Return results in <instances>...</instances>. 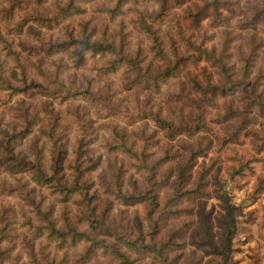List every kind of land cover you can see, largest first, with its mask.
<instances>
[{
	"label": "rangeland",
	"instance_id": "374dc122",
	"mask_svg": "<svg viewBox=\"0 0 264 264\" xmlns=\"http://www.w3.org/2000/svg\"><path fill=\"white\" fill-rule=\"evenodd\" d=\"M67 1L0 0V74L17 86H24L16 79L22 77L11 68L12 58L3 50L1 38L11 40L15 48H20L19 44H38L39 30L30 32L29 26H39L35 21H25L26 16L36 14L33 12L50 14L58 4ZM77 1L85 9L69 19L70 28L77 34L92 30L97 39L108 35L123 53L140 59L145 71L154 75L162 68L163 62L151 49L149 35L135 21L140 11L146 15L159 12L161 0H123L124 13L113 17L99 8L103 4L115 6L114 0ZM20 24L21 31L17 29ZM151 24L167 55L174 60L183 57L176 76L159 89L145 88L140 86V79L131 83L135 72L125 73L121 69L118 75L107 76L93 71L92 65L101 62L89 56L80 68L67 67L61 75L68 83L76 73L81 85L89 83L95 90L97 102L81 98L61 101L45 96L40 88H29L8 99L0 88V144L5 139L4 127L8 128L11 122L21 125L26 110L29 115L37 111L41 124L48 117V110L60 109L58 130L63 135L58 134L59 142H70L76 149L78 144L73 138L77 136L85 143L82 152L96 163L95 171L84 176L92 180L90 192L97 196L95 201L112 198L96 187L101 186L99 181L112 185L115 174L124 178L126 192L132 194L130 182L136 179L149 197L136 204H113L107 220L117 234L138 237L149 246L132 255L137 264H264V0H168L162 20ZM41 29L54 39L65 36L60 28L49 32ZM180 31L188 40L181 37ZM54 58L58 63L71 62L64 52ZM22 59L27 66L26 56ZM32 70L29 72L34 82L45 86L44 90L57 85L51 81V71L47 70L50 79H44ZM226 72L234 77L236 86L232 93L222 95L204 90L207 84L223 85ZM196 81L203 87H198ZM150 112L173 122L175 127L182 126L181 129L170 133L150 117H144ZM201 113L205 127L189 133L183 126L197 124ZM113 125L124 135L131 151H124L127 147L123 148L121 143L118 149L110 148L114 145ZM38 133L35 127L30 137L15 146L14 152L29 154L32 159L36 153L40 155L44 138ZM48 144L49 141L42 157L51 169L52 145ZM192 153L193 159L189 161ZM84 158L85 154L79 160ZM143 162L153 166L152 171L139 168ZM3 178L6 187L20 188L1 169L0 180ZM33 192L43 212L60 218V223L63 213L73 217L80 209L76 203L78 196L63 200V196L40 186ZM5 195L9 194L0 192V211L13 207L14 198ZM9 219L11 222H3L0 215V230L7 231L0 245V251L9 256L4 264H33V240L34 250L42 258L39 252L43 248L36 243L42 239H36L29 231V222ZM154 222L158 226L149 233V225ZM32 223L37 230L43 222ZM79 228L85 229L82 224ZM108 239L114 241L117 236ZM27 240L30 241L25 244ZM86 244L81 242L67 249V256L54 246L48 259L53 264H78L76 255L83 252ZM155 249L165 257L157 255ZM107 260L109 257L100 253L84 264H105Z\"/></svg>",
	"mask_w": 264,
	"mask_h": 264
},
{
	"label": "trees",
	"instance_id": "16d2710c",
	"mask_svg": "<svg viewBox=\"0 0 264 264\" xmlns=\"http://www.w3.org/2000/svg\"><path fill=\"white\" fill-rule=\"evenodd\" d=\"M114 1L116 3L115 6H106L103 4L99 10L104 11L106 14H110L111 17L116 16L118 13L123 14L124 12L121 8L123 0ZM138 1L139 0H134L136 3H138ZM161 1L162 4L159 12L146 15L145 11L144 13L140 11L139 17H136L135 20L141 25L140 30L149 35L152 43L151 49L154 55L163 62L162 68H160L156 74L152 75L148 70L145 71L144 67L141 65L140 59L136 56H129L123 53L121 47L116 46L108 35H106V37L104 35L103 38L97 39L94 38L95 34L92 30L79 31L77 34L73 28H70L69 19L74 15L83 13L85 9L81 7L82 5L77 0H68L64 4H58L55 8L56 10L53 9L50 14L43 15L33 12L36 14L30 13L26 16L25 21H35L39 26L38 28L29 26L30 32L34 29L39 30L38 32L35 30L38 44L26 45L25 43V46L19 44L20 48H15L11 40L8 41L5 40L4 37L1 38L2 43H4L3 50L12 58L11 68L22 77L21 80L19 77L16 79L24 83L23 87L17 86L12 83L10 78L8 79L7 76L0 74L1 90L5 91L8 99L13 95L24 93V91H27L29 88H40L45 96L55 99L59 98L61 101L81 98L90 102H97L95 101L97 100L95 90L91 89V85L88 86L89 83L87 86L81 85V83L76 80V73H73L68 83H66L61 75L63 71L67 70V67H73L74 69L80 68L89 56L96 57L101 62V64L92 65L93 71L107 76L118 75L121 69H123L125 73L135 72L131 83L140 79V86L159 89L162 83L176 76V71L183 62V57H178L174 60L167 55L159 33L151 24L153 21L162 20L164 16L168 0ZM41 28H45L48 32L60 28L59 31H63L65 36L60 39H54L52 35L49 36L44 33ZM17 29L21 31L22 24L18 25ZM179 34L181 37L187 39L182 31H180ZM63 52L68 53L71 61L70 63L62 61L58 63V59L54 58L55 54ZM23 56H26V61H28L27 66L23 62ZM31 69L39 76H43L44 79H50L47 75V70L51 71L54 75L51 81L57 85L52 89L47 88V90H44L46 88L45 86L40 85L39 82H34L33 75L29 72ZM229 73L226 72V79L223 81V85L207 84L204 90L211 91L215 94L221 93L222 95L232 93L236 84L234 82V77ZM131 83H129V85ZM196 84H198V87H203L198 81H196ZM49 103L50 101H47V104ZM262 105L264 106V102H262ZM26 111V117L21 125L18 126L15 122H11L8 128L4 127L6 133H4L5 139L3 143L0 144V171L3 169L6 175L12 176L14 180H12L11 183L14 182L18 184L20 188H8L5 186L7 184L5 178L0 180V192L6 191V194L9 195L5 196L14 198L13 207L6 208L11 210L6 211V209H2L0 215L2 216L3 222H11L9 218L15 222H29V231L32 232L36 239H42L41 242L36 241V243L43 248V251L39 252L42 258H40L38 253L34 250L35 244L33 241L35 240L30 243L33 264H53L52 261L48 259V254L51 253L49 251H51L52 247L55 246L59 249L58 251L63 252V256H67L68 252L66 250L74 248V246H77L81 242H87V244L83 252L76 255L75 262L78 264L89 262L100 253L109 257V260H107L105 264H137L135 262L137 258H133L132 255L143 252V250L149 248V246L145 245L138 237H126L117 234V230L111 228L112 225H109L107 220L110 210L114 208L115 204L118 206L136 204L149 198L141 189L139 182L136 181V179L130 182L132 194H129L126 192L127 190L124 189V178L115 174L112 185L99 181L101 186L96 187V189L99 188L102 190L103 193L111 195L112 198H106L104 202L95 201L94 198L97 196L90 192L92 180L84 176H88L85 174L86 172L95 171L97 167L96 163L93 157L91 158V156H88L85 151L82 152L84 147L83 144L85 143L77 136L73 138L74 143L78 144L76 149L72 148L70 142H59V135H63V132L58 130L62 118L60 109L56 110L54 107V110H48L49 115L44 121L42 120L41 124H39L40 118L37 111L30 113V115L28 110ZM144 117H150L155 123L168 129L170 133L178 130L179 126L175 127L173 122L160 118L155 112L144 114ZM35 127L38 129L39 137L44 138L40 145V155L36 153V157L33 159L29 157V154L26 156L17 155L14 152L15 146L18 145L22 139L27 136L30 137ZM181 127L182 126H180L179 129H181ZM183 127L189 133L196 131L198 128L205 127L203 113L199 114V121L197 124L191 126L184 125ZM113 133L114 145L110 148L118 149L119 143L123 145V148H126L127 144L124 141V135H121L114 125ZM68 135L71 138V134ZM47 141H49L48 145H52L51 155L54 164L52 167H49L51 169H48L42 157L47 147ZM131 148L132 147H127L124 151H131ZM83 154H85V158L80 161L79 158ZM193 156L194 154L192 153L189 156V161L193 159ZM132 157L134 156L132 155ZM147 167V164L143 162L140 164L139 168H144V171H146ZM152 167L153 166L148 167L149 170L152 171ZM183 175L184 173L182 172L181 178H183ZM37 186L50 189L53 194L63 196V200L69 199L72 196L80 197V199L77 198L76 200V203L80 205V209L74 214V218L71 215L68 216L67 213H63L61 216L63 222L60 223V218H53L49 216L47 212H43L33 192ZM172 199H175V196ZM6 202L9 201L6 200ZM155 205H158V203L156 202ZM35 220L43 222L41 226L37 225V230H35V225L32 223L35 222ZM80 224L84 225V231H80ZM140 224L141 223L138 222V225ZM157 226L158 222H154L153 226L149 225L151 229L149 233L154 232ZM4 233H7L5 229L0 230V245L6 238ZM113 235L117 236V240L110 241L108 237ZM29 241L30 240L25 241V244H28ZM152 241L154 242L155 240ZM155 250L157 255L165 257L161 250ZM7 259H9V256H6L4 251H0V264H4Z\"/></svg>",
	"mask_w": 264,
	"mask_h": 264
}]
</instances>
